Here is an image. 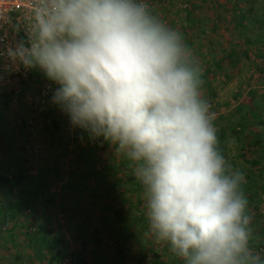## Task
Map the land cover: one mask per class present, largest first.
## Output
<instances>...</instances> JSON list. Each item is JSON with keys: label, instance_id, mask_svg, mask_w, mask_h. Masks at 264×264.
<instances>
[{"label": "clouds", "instance_id": "9594fccd", "mask_svg": "<svg viewBox=\"0 0 264 264\" xmlns=\"http://www.w3.org/2000/svg\"><path fill=\"white\" fill-rule=\"evenodd\" d=\"M21 69L55 85L50 101L73 129L130 163L157 243L184 264H264L199 62L148 0H27L22 21L0 13V71Z\"/></svg>", "mask_w": 264, "mask_h": 264}, {"label": "rangeland", "instance_id": "374dc122", "mask_svg": "<svg viewBox=\"0 0 264 264\" xmlns=\"http://www.w3.org/2000/svg\"><path fill=\"white\" fill-rule=\"evenodd\" d=\"M148 3L159 19L183 34L201 73L212 68L202 78V92L215 113L220 150L234 168L245 174L243 191L250 196V226L253 236L257 235L252 244L260 245L255 249L264 252V241L260 239L264 230L261 190L264 150L252 146L250 135L242 136L230 130L240 120L237 108L243 105L246 111L260 114V122L249 126L248 131L259 128L264 131V37H260L264 34V0H239L234 15L230 0H148ZM54 87L38 69L0 71V176L15 182L17 174L21 175L18 185L9 192L0 185V204L17 198L19 192L31 187L20 169L31 175L42 174V179L50 183L47 197L52 201L29 213L27 228L35 233L44 218L46 228L60 225L68 252L62 264H72L80 254L84 264H184L168 245L157 243L151 235L143 192L133 187L139 182L136 178L133 184L126 182L127 177L133 176L126 159L114 157L110 146L102 141L84 139L77 144L70 123L60 130L57 139L45 130L47 115L57 118L61 127L66 117L50 101ZM240 153L259 165L252 167ZM121 163H126V171L114 174L108 171L105 177L108 185L113 186L111 190L106 184L96 186L93 179L89 181V189L80 193L68 187L69 180L76 179V174L87 164L104 169ZM98 192L102 196L97 199ZM138 196L144 201L141 206L135 205ZM137 208L143 216L135 221ZM110 210H116L121 220L112 217ZM7 236L6 232L2 235ZM7 247L0 249V264H39L37 259H28L32 254H28L30 243L25 238H14L7 242ZM18 252L28 256L18 259Z\"/></svg>", "mask_w": 264, "mask_h": 264}, {"label": "trees", "instance_id": "16d2710c", "mask_svg": "<svg viewBox=\"0 0 264 264\" xmlns=\"http://www.w3.org/2000/svg\"><path fill=\"white\" fill-rule=\"evenodd\" d=\"M154 1L156 2L157 0ZM230 1L232 4L230 10L234 15L239 0ZM235 26L237 27L239 25L236 24ZM262 29H264V25L262 26ZM260 37H264V34H261ZM214 64L217 66L218 62L215 61ZM211 71L212 68L209 67L207 70L201 73V78L205 77V74ZM237 110L240 111L239 113L241 114V118L234 125L230 126L231 132H233L234 134H241L242 136L250 135L251 137H253L252 146L264 150V131H261V128H259L257 131H248L247 129L249 126L254 127L255 122L257 123V121L259 120L260 114L251 110L246 111L243 108V105H240ZM52 116L47 115L45 130L54 139H57L58 137H60V130H63L65 127H67L69 120L67 116L63 118V126L61 127V123L59 122V120ZM22 121L24 122V119ZM81 136H83L82 139ZM72 138L77 144H79L84 139H88L87 135L83 134L79 129L73 130ZM218 138L221 139L220 136H218ZM239 155L245 158L247 162L252 165V167H257L259 165V162L256 160L247 159V155L245 153H240ZM105 167L106 168L104 169H96L91 165L87 164L83 169L79 171V173L76 174V179L69 180L68 187L71 190L73 189V192L79 191L80 193L85 191L86 189H89V181L93 179L97 182L96 186H99L100 184H106L111 190L113 186H109L107 181L105 180V177H108V171H110L111 174L117 172L122 173L127 170V166L126 163H121L117 166L108 165ZM20 170H22L23 177H26L29 180L31 187L19 192L17 198H14L13 200H8L4 204H0V249L3 248L6 250L8 248L7 242L14 238L22 237L27 240L28 244L30 243V250L28 254H32V256L30 255L28 259H37L39 264H62L63 260L67 257L68 252L66 251V237L61 233L60 225H57L54 229L46 228V218H44L42 219V221H40L41 224L36 228L35 233L30 232L27 228V220L29 218V213L38 206L44 208L46 204L52 201L51 198L47 197V193L49 192L50 188V183H48L49 181L42 179V174L31 175L28 173L27 170L23 168ZM20 177L21 175L17 174V176L15 177V182H13L4 176H0V185L6 186V191L9 192L11 188L16 187L18 185L17 183ZM134 180L135 177L133 175L127 177L126 182L133 184V182H135ZM254 180L256 181V178ZM133 187L143 192V189L140 184H133ZM63 188H65V184H63ZM261 190L263 195L264 186H262ZM101 196L102 195L99 192L96 194L97 199ZM247 199H250V196L247 195ZM143 202V198L138 196L135 205L141 206ZM136 211L137 216L134 219L135 221H138L140 218H142L143 212L141 209L138 208L136 209ZM111 212H113L112 217H115L119 221L121 220L122 217L118 216L116 210ZM43 213H45V211ZM53 219H55V217ZM110 231L114 232L115 229H111ZM4 232L9 235L7 236L8 239L2 237ZM256 238L257 235L253 236V239L256 240ZM260 239L264 241V230L260 232ZM259 246H255L254 248L258 249ZM16 254V257L18 259L23 256H28L27 253L23 255V253L18 252ZM82 260L83 259L80 254L78 255V259L72 264H84Z\"/></svg>", "mask_w": 264, "mask_h": 264}, {"label": "built area", "instance_id": "2783aa9c", "mask_svg": "<svg viewBox=\"0 0 264 264\" xmlns=\"http://www.w3.org/2000/svg\"><path fill=\"white\" fill-rule=\"evenodd\" d=\"M27 0H0V13L8 11L17 19L23 20Z\"/></svg>", "mask_w": 264, "mask_h": 264}]
</instances>
